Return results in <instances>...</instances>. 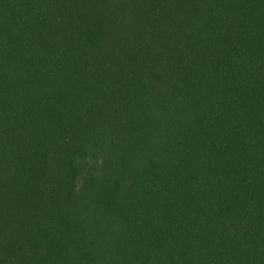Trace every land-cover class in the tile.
Instances as JSON below:
<instances>
[{
    "label": "trees",
    "instance_id": "obj_1",
    "mask_svg": "<svg viewBox=\"0 0 264 264\" xmlns=\"http://www.w3.org/2000/svg\"><path fill=\"white\" fill-rule=\"evenodd\" d=\"M0 264H264V0H0Z\"/></svg>",
    "mask_w": 264,
    "mask_h": 264
}]
</instances>
